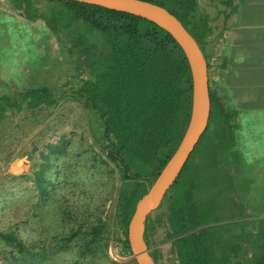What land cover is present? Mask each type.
<instances>
[{
    "label": "trees",
    "instance_id": "trees-1",
    "mask_svg": "<svg viewBox=\"0 0 264 264\" xmlns=\"http://www.w3.org/2000/svg\"><path fill=\"white\" fill-rule=\"evenodd\" d=\"M10 1L14 9L26 13L30 22L43 20L61 43L59 35H64L68 51L76 54L77 74L87 69L93 77L77 92L84 107L96 119V130L100 133L98 137L93 132L101 148L94 153L91 168L97 171L105 166L109 177L122 170L124 180L131 179L128 176L131 164L154 172L147 178V184L135 181L127 191L119 192L116 215L124 230L120 254L132 257L127 235L136 205L173 155L189 124L192 77L185 54L169 33L140 17L70 0H52L56 6L48 15L33 10L31 0ZM142 1L167 9L194 37L189 24H192L197 0ZM167 3H172L173 8H168ZM205 29L207 33V25ZM208 66L210 68L209 62ZM64 97L46 85L19 92L14 97L3 96L0 98V128L13 114L55 108ZM210 98L211 117L213 112H224L217 106L211 87ZM45 148L49 153L41 154L44 162L40 171L25 177L32 182L33 191H37L40 207L51 197L49 191L53 183L46 172L52 156L67 154L65 142L59 146L47 144ZM191 187L179 200L173 196L167 205L161 206L168 209L166 220L162 216L148 219L145 239L149 250L153 248L151 236L156 224L163 222L173 241L178 264H264V212L242 217L216 213L211 219V199L202 208L204 211L199 212L197 204L203 193L201 191L197 199L198 191ZM200 216L208 219L201 222ZM250 225L256 231L249 229ZM104 230L105 224L99 220L91 228L89 240L82 238L85 232L78 230L72 231L62 242L67 245L78 241L74 245L82 256L93 255L102 244ZM0 247L9 264H39L47 256L35 252V248L27 245L11 228L0 230ZM151 255L159 264L161 254L153 250ZM131 264L136 263L133 260Z\"/></svg>",
    "mask_w": 264,
    "mask_h": 264
},
{
    "label": "rangeland",
    "instance_id": "rangeland-1",
    "mask_svg": "<svg viewBox=\"0 0 264 264\" xmlns=\"http://www.w3.org/2000/svg\"><path fill=\"white\" fill-rule=\"evenodd\" d=\"M31 2L32 9L40 14L50 15L56 6L52 0ZM7 3L10 38L13 34L19 38L17 53L23 59L15 76L20 79L19 85L24 86L9 89V96L46 85L55 94L65 97L55 108L13 114L0 128V230L11 228L27 245H32L35 252L46 253L39 264H131L133 257L120 254L124 230L116 215L119 192L127 191L135 181L147 184V178L154 172L131 164L128 174L131 179L124 180L122 170L109 177L105 166L97 171L91 168L94 153L101 148L93 132L98 137L100 133L96 130V119L77 96L84 82L93 78L90 71L83 69L81 75L77 74L76 54L68 51L64 35H59L61 43L43 20L30 22L23 10L13 9L10 0ZM167 7L173 8V4L167 3ZM206 25L212 31V0H197L189 30L208 57L212 90V55L207 50L212 38L204 40L209 35ZM14 42L13 38L7 54L9 62L13 58ZM6 51L4 47V59ZM238 115L213 112L208 130L163 204L167 205L173 196L179 200L193 186L198 191L197 199V195L203 193L200 204L197 201L199 212L204 211L202 208L211 199V219L216 213L242 217L264 212V134L250 128L251 122H241ZM63 142L67 154L52 156L46 172L53 183L49 191L51 197L40 207L38 193L25 177L40 171L44 162L41 154L49 153L45 148L47 144L59 146ZM18 147L22 151L16 155ZM14 162L19 164L13 166ZM167 214L164 205L152 217L162 216L166 220ZM199 219L203 222L208 218L200 216ZM99 220L105 224V230L95 254L82 256L74 245L78 241L67 245L62 242L72 231L78 230L85 232L81 236L89 240L88 234ZM248 228L254 229L251 225ZM151 241V251L156 250L162 256L159 264H178L173 241L163 222L156 224ZM5 257L0 247V264H9Z\"/></svg>",
    "mask_w": 264,
    "mask_h": 264
},
{
    "label": "crops",
    "instance_id": "crops-1",
    "mask_svg": "<svg viewBox=\"0 0 264 264\" xmlns=\"http://www.w3.org/2000/svg\"><path fill=\"white\" fill-rule=\"evenodd\" d=\"M8 8L7 0H0V98L9 96L11 88H24L15 76L23 59L17 53L19 38L14 34L10 38ZM208 34L204 40L212 38V45H207L212 55V96L224 110L219 113L239 114L241 122H251L250 128L264 134V0H212V31Z\"/></svg>",
    "mask_w": 264,
    "mask_h": 264
},
{
    "label": "water",
    "instance_id": "water-1",
    "mask_svg": "<svg viewBox=\"0 0 264 264\" xmlns=\"http://www.w3.org/2000/svg\"><path fill=\"white\" fill-rule=\"evenodd\" d=\"M140 17L169 33L181 47L192 77V110L186 132L173 155L138 201L128 226L127 240L136 264H156L146 243L148 219L161 208L191 155L209 127L211 119L208 60L196 39L167 9L142 0H70Z\"/></svg>",
    "mask_w": 264,
    "mask_h": 264
}]
</instances>
